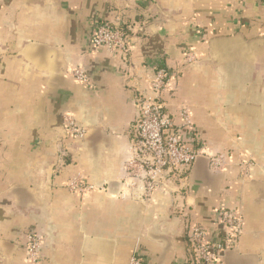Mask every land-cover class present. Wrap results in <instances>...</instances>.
Returning <instances> with one entry per match:
<instances>
[{"label": "crops", "instance_id": "0c3cea01", "mask_svg": "<svg viewBox=\"0 0 264 264\" xmlns=\"http://www.w3.org/2000/svg\"><path fill=\"white\" fill-rule=\"evenodd\" d=\"M118 17L126 64L92 45ZM163 67L175 77L166 111L181 126L187 108L194 125L181 136L229 166L200 158L148 200L126 165L137 99L154 96L148 78ZM241 158L254 164L248 177ZM77 178L94 189L70 190ZM228 208L244 235L222 264H264V0H0V264H31L30 232L44 238L39 264H191V227L221 240Z\"/></svg>", "mask_w": 264, "mask_h": 264}, {"label": "built area", "instance_id": "2783aa9c", "mask_svg": "<svg viewBox=\"0 0 264 264\" xmlns=\"http://www.w3.org/2000/svg\"><path fill=\"white\" fill-rule=\"evenodd\" d=\"M92 45L96 50L108 51L128 62L131 51L130 36L123 27L122 18L115 22H101L92 37ZM185 64L197 62L195 54H185ZM78 81L88 84L89 80L83 68L73 71ZM174 75L166 68H157L148 78L149 89L153 97L142 96L137 99L140 116L136 122L135 137L131 145L132 155L126 165V180L133 188L144 190L145 198L150 200L159 189H167L173 180H182L200 158H207L211 168L220 172L229 166L225 154L209 153L206 148L194 139L195 144L188 143L181 136L186 129L194 132V125L187 108L181 110L182 125L176 124L174 118L166 110L164 95L173 91ZM69 134L77 139L83 138L86 130L70 116L66 118ZM242 159V158H241ZM240 159L238 163L242 175L248 177L254 166L251 159ZM70 190L85 194L94 189L82 178L73 180ZM219 224L223 229L221 240L213 242L203 227L193 225L189 233V241L193 250L191 264H222L228 252L238 248L244 235L242 215L235 208L222 210ZM44 238L36 232L26 236L25 250L27 262H42ZM130 264H142L138 255H133Z\"/></svg>", "mask_w": 264, "mask_h": 264}, {"label": "trees", "instance_id": "16d2710c", "mask_svg": "<svg viewBox=\"0 0 264 264\" xmlns=\"http://www.w3.org/2000/svg\"><path fill=\"white\" fill-rule=\"evenodd\" d=\"M124 30L126 31V33L129 35V30L127 28L124 27Z\"/></svg>", "mask_w": 264, "mask_h": 264}]
</instances>
